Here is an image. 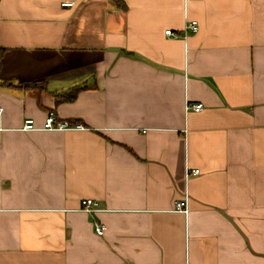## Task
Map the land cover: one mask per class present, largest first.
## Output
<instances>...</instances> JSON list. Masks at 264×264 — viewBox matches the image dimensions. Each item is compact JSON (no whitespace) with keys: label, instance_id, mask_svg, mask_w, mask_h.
Segmentation results:
<instances>
[{"label":"crops","instance_id":"0c3cea01","mask_svg":"<svg viewBox=\"0 0 264 264\" xmlns=\"http://www.w3.org/2000/svg\"><path fill=\"white\" fill-rule=\"evenodd\" d=\"M121 1L0 0V264H264V0Z\"/></svg>","mask_w":264,"mask_h":264},{"label":"built area","instance_id":"2783aa9c","mask_svg":"<svg viewBox=\"0 0 264 264\" xmlns=\"http://www.w3.org/2000/svg\"><path fill=\"white\" fill-rule=\"evenodd\" d=\"M62 6H69L72 5V2H63L61 4ZM199 24L197 20L191 19L187 20L185 22V25L183 27V30L180 32L173 31L171 29H166L164 32L168 36L171 37H184L187 33H195L198 31ZM187 108L189 110L193 111H200L203 108L202 103H191L188 104ZM2 108L0 107V112ZM33 120L32 119H26L24 121V124L22 126L23 130H30L33 129ZM43 129L47 130H70V129H82L83 126L81 124H69L65 121H60L56 119V116L50 112L43 123L42 126ZM199 174V169L194 168V169H187L186 170V178L190 177L191 175H197ZM187 196L185 195L184 198L176 200L174 207L176 210L187 213L188 212V205H187ZM81 207L83 210L87 212H95L98 209L97 203L92 199V198H86L81 200ZM94 230L98 235H102L104 232V225L101 224L100 222L95 221L94 222Z\"/></svg>","mask_w":264,"mask_h":264},{"label":"trees","instance_id":"16d2710c","mask_svg":"<svg viewBox=\"0 0 264 264\" xmlns=\"http://www.w3.org/2000/svg\"><path fill=\"white\" fill-rule=\"evenodd\" d=\"M113 1H114V3H116L118 5V7H121L122 9H125V5L123 4V2L121 0H113ZM3 51H4V49L0 46V62H1L2 55H3ZM1 84H4V83L1 82L0 85ZM82 88H83L82 85L73 86L68 91L61 93L57 97V100L58 101H60V100L72 101L76 97L78 91H80Z\"/></svg>","mask_w":264,"mask_h":264}]
</instances>
